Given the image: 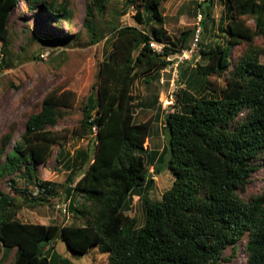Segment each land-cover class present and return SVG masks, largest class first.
Here are the masks:
<instances>
[{
  "label": "trees",
  "instance_id": "obj_1",
  "mask_svg": "<svg viewBox=\"0 0 264 264\" xmlns=\"http://www.w3.org/2000/svg\"><path fill=\"white\" fill-rule=\"evenodd\" d=\"M137 1L125 0L123 6H135L133 20L141 29L109 30L104 44L110 51L99 66L97 94L87 97L78 126L69 132L86 138L85 148L73 156L64 152L66 134L52 129L60 121L61 108L70 106L72 94L52 92L27 119L23 147H14L0 164V181L9 178L7 185L22 203L39 205L35 199L58 195L59 184L38 176L39 166L47 164L56 146V165L68 173L60 187L73 213L69 225L21 223L16 219L17 201L0 191V264H55L49 250L57 241L80 255L96 247L107 255V264H232L243 243L242 264H264V188L257 196L242 197L264 166V64L259 61L264 56V0H224L225 16L218 27L223 21L219 32L227 34V42L208 49L199 43L198 55L206 63L197 64L199 58L192 71L204 82L197 96L182 94V99L177 93L183 111L166 114L167 167L174 180L158 203L149 198L155 182L144 158L152 160L154 155L145 144L160 108L148 120L137 121L132 88L152 71L158 77L170 65L166 58L188 47L193 32L181 34L178 46L166 45L161 14L165 0ZM18 2L0 0L2 55L9 52L7 28ZM88 2L83 26L97 43L103 36L94 12H102L109 0ZM211 4H198L206 9L203 28ZM67 8L65 2L58 6L60 16L69 17ZM152 40L165 44L162 53L149 47ZM237 45L244 47L230 59ZM220 78L223 86L216 82ZM11 137V132L2 137L0 154ZM17 176L25 185L22 189L13 185ZM30 186L37 192L35 199L30 198ZM72 195L81 206L71 203ZM133 196L139 197L143 210L139 228L128 215Z\"/></svg>",
  "mask_w": 264,
  "mask_h": 264
},
{
  "label": "rangeland",
  "instance_id": "obj_2",
  "mask_svg": "<svg viewBox=\"0 0 264 264\" xmlns=\"http://www.w3.org/2000/svg\"><path fill=\"white\" fill-rule=\"evenodd\" d=\"M125 0H109L102 12H94L93 21L97 30L102 33L103 38L97 43H93L90 34L83 26L88 0H19L18 6L13 11L8 23L9 42L6 55H2L0 40V144L2 137L11 132L12 137L6 145L3 154H0V164L5 160L6 155L14 148H22L23 142L21 135L25 130L27 119L40 110L43 98L52 92L57 95L63 93L72 94L70 106L61 108V118L53 131L66 134L64 143V152L71 156L75 151L85 148L86 138L77 139L69 132L77 127L82 118V106L91 94H97L96 84L99 82V66L106 59L110 51V46L104 44L110 37V29L122 28L126 26L141 29V26L133 20L135 6L125 9L123 6ZM138 3L137 0H133ZM203 0H165L161 4L162 16L165 17L164 30L167 33L166 45L175 43L178 46V37L186 32H193L198 11L202 14L203 9H199L198 4ZM65 2L68 4L69 17H62L58 13V6ZM45 4V7L42 6ZM123 6V7H122ZM208 18L204 23L203 34L201 38V48L208 49L221 43L227 42V34L219 32L220 27L225 24L222 21L218 27L220 19L225 16L224 0H212L209 7ZM249 26L254 22L247 19ZM192 34L187 37V46L191 44ZM162 43V44H164ZM257 45H261V40H256ZM164 44V45H165ZM244 45H237L232 48L230 59L240 54ZM186 47L169 57L176 58ZM196 56H199L196 54ZM197 64H205L206 59L199 56ZM197 57H193L190 63L191 72L184 73V77L190 78L193 83L186 84L179 73V68H172V63L159 72L157 77L155 71L145 77H140L132 88V94L140 98V94H148L149 100H153V86H159L156 89L159 119L152 121L149 141L145 147L153 151L152 160L144 158L148 172L156 169V173L151 174L155 186L149 194L153 202H160L162 194L170 189L173 184V175L167 167L169 160L168 138L165 127V118L167 113L174 111H183V106L176 102V94L179 96L187 94L193 96L198 94L202 87L204 79L198 77L195 71H192L196 65ZM260 63L264 64V56L259 57ZM11 62V65H10ZM9 64V65H8ZM177 76V77H176ZM162 78V79H160ZM202 78V79H201ZM160 79V80H159ZM171 80V81H170ZM173 80V81H172ZM212 80V79H211ZM159 81V82H158ZM218 85L223 86V79H216ZM188 84V85H187ZM147 88V90L145 89ZM145 89V91H143ZM155 92V94H156ZM173 95L174 106H169L166 110L163 108L169 95ZM197 96V95H196ZM156 106V105H155ZM146 105H136L135 118L137 121H146L151 114L157 112L156 108H145ZM150 108V110H149ZM153 118V117H152ZM154 119V118H153ZM51 158L46 165L38 168V176L41 180L55 182L59 184L55 197L48 199H35L38 197L35 188L29 187L30 198L40 200L39 205H26L23 199L18 198L17 194L7 185L9 178L0 181V191L9 194L18 203V212L16 219L21 223L40 224V225H69L72 223V216L69 209V197L65 198L63 189L60 185L64 184L67 178V171L57 166L56 146L53 147ZM150 155L149 157H151ZM15 188H23V181L14 179ZM264 188V166L259 169L252 180L247 185L243 198L257 196ZM71 203L75 206H81V201L77 196L72 195ZM130 217L136 220V227L143 225V210L138 196H133ZM65 209V211H63ZM0 246V257L2 254ZM51 250V256L55 264H107V255L98 251L96 247H91L85 254H76L67 249L62 241H57ZM237 256L232 264H242L245 252L243 243L238 245ZM8 263L12 262V254L8 258Z\"/></svg>",
  "mask_w": 264,
  "mask_h": 264
},
{
  "label": "built area",
  "instance_id": "obj_3",
  "mask_svg": "<svg viewBox=\"0 0 264 264\" xmlns=\"http://www.w3.org/2000/svg\"><path fill=\"white\" fill-rule=\"evenodd\" d=\"M202 33H203L202 15L197 14L196 23L194 25V31L192 34L190 46H188V48L184 49L178 57H176V58L168 57L167 58V61L172 63V67L175 70V72H176L177 68L179 67V65H181L187 61H191V59L197 54V52L199 50V43H200L201 38H202ZM149 47L153 50V52H155L157 54L162 53V51H163V44L160 42H157L155 40L150 41ZM195 61H197V60H195ZM173 101H174L173 95L170 94L166 103H165L166 106L164 108L173 105ZM95 130H96V128H94V131ZM63 211H65V209H63Z\"/></svg>",
  "mask_w": 264,
  "mask_h": 264
},
{
  "label": "crops",
  "instance_id": "obj_4",
  "mask_svg": "<svg viewBox=\"0 0 264 264\" xmlns=\"http://www.w3.org/2000/svg\"><path fill=\"white\" fill-rule=\"evenodd\" d=\"M189 67H191L190 66V64L189 63H185V64H183V65H181L180 67H179V73L180 72H182V77H184V73H187V72H191V70H190V68ZM177 72H178V70H177ZM189 76H191V74L189 73V75H188V78L186 77H184L183 78V80H184V84H186L187 83V81L189 80ZM177 77V76H176ZM160 79H162V78H160ZM159 79V80H160ZM171 81V80H170ZM173 81V80H172ZM159 82V81H158ZM146 90H147V88H145ZM145 89H143V91H145ZM156 89H160L159 88V86H153V89H152V91H153V95H152V97H153V100H149V98H148V94H146V95H143L142 93L140 94V98H137V101H136V103L139 105H146L147 107H150V108H159L158 107V99H157V93L158 92H156ZM155 92H156V94H155ZM182 99H184V95H182ZM156 105V106H155ZM148 141H149V138H148Z\"/></svg>",
  "mask_w": 264,
  "mask_h": 264
},
{
  "label": "clouds",
  "instance_id": "obj_5",
  "mask_svg": "<svg viewBox=\"0 0 264 264\" xmlns=\"http://www.w3.org/2000/svg\"><path fill=\"white\" fill-rule=\"evenodd\" d=\"M197 14H200V15H202L199 11H198V13ZM197 14H196V16H197ZM202 21H203V17H202ZM195 23H196V21H195ZM195 25V24H194ZM202 27H203V24H202ZM193 31H194V27H193ZM203 34V33H202ZM186 48H188V47H186ZM185 48V49H186ZM197 54H198V52H197ZM169 57V56H168ZM167 57V58H168ZM194 57H197V59L196 60H198L199 59V56H194ZM167 58H166V60H167ZM193 59V58H192ZM192 59H191V61H187V62H192ZM169 62V61H168ZM171 63V62H170ZM172 66V65H171ZM173 68V67H172ZM178 69V68H177ZM168 99V98H167ZM171 106H174V104L173 105H171ZM168 107H166V108H163L164 110H166ZM96 131V130H95ZM152 172H153V170H152ZM150 174H152V173H150Z\"/></svg>",
  "mask_w": 264,
  "mask_h": 264
}]
</instances>
